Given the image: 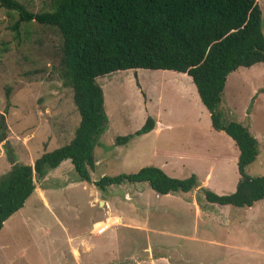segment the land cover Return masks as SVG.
<instances>
[{"label": "rangeland", "instance_id": "1", "mask_svg": "<svg viewBox=\"0 0 264 264\" xmlns=\"http://www.w3.org/2000/svg\"><path fill=\"white\" fill-rule=\"evenodd\" d=\"M16 1L32 13L50 10L51 0ZM256 4L264 31V0ZM16 19L15 12L0 8V114L15 163L28 164L68 143L79 116L71 88L59 77L57 29L33 21L20 24L14 32L11 26ZM135 75L139 89L131 70L96 79L107 126L93 148L90 179L135 173L172 158L166 162L167 171L177 179L196 173L197 187L178 193L175 201L155 197L145 182L100 191L90 181L85 187L67 190L62 181L76 176L73 171L63 179L50 178L46 188L55 189L56 195H48L59 201L54 215L66 229L43 208L39 210L37 199H27L0 230V264H264V199L248 208L219 206L206 203L199 192L201 187H211L217 195L232 193L238 179L233 157L238 151L224 132L211 128L208 111L194 99L190 78L170 71L137 70ZM217 111L222 123L237 122L256 139L257 158L245 172L264 177V63L227 75ZM154 116L167 126L115 146L116 137L133 134L147 117ZM3 144L0 175L10 169ZM138 186L152 193L146 196L152 202L150 216L142 203L140 213L146 215L153 233L131 230ZM146 198L141 195L140 201ZM164 200L165 215H160L155 204ZM185 201H194L200 213ZM94 223L107 226L102 235L93 231ZM111 235L114 240H106L102 249L95 244L96 237Z\"/></svg>", "mask_w": 264, "mask_h": 264}, {"label": "trees", "instance_id": "2", "mask_svg": "<svg viewBox=\"0 0 264 264\" xmlns=\"http://www.w3.org/2000/svg\"><path fill=\"white\" fill-rule=\"evenodd\" d=\"M0 8L15 12L11 30L35 22L57 29L61 37L58 73L72 90L79 122L69 143L45 152L32 165L15 163L6 144L4 116L0 114V142L4 141L10 169L0 175V229L33 193L34 180L69 160L77 181L90 182L93 148L106 129L103 95L96 79L118 72L170 71L190 78L210 126L222 131L238 151V179L232 193L217 195L201 188L208 204L251 207L264 199V177L245 169L257 158V141L237 122H221L217 106L226 77L237 68L264 63V31L256 0H51L50 10L29 12L16 0H0ZM9 91H5L8 108ZM151 117L133 134L116 137L115 146L153 130ZM145 182L157 195L188 193L197 187L195 175L167 176L148 166L135 173L101 176L97 190Z\"/></svg>", "mask_w": 264, "mask_h": 264}, {"label": "crops", "instance_id": "3", "mask_svg": "<svg viewBox=\"0 0 264 264\" xmlns=\"http://www.w3.org/2000/svg\"><path fill=\"white\" fill-rule=\"evenodd\" d=\"M193 85V84H192ZM140 86H141V88H142V85H141V83H140ZM195 91V88H194V86H193V96H194V99H196L197 101H199V99H198V97H197V94H196V92H194ZM200 102V101H199ZM154 121H155V126H154V128H153V130H151L149 133H147V134H150V133H152V132H157V131H159L160 130V128L158 129V127L159 126H161V129L162 128H164V127H166L164 124H162L161 123V121H160V119H158V117L157 116H154ZM72 139V138H71ZM70 139V140H71ZM69 140V141H70ZM69 141H68V143H69ZM67 144V143H66ZM65 145V144H64ZM179 154H181V153H178L177 155H179ZM188 153H182L180 156H182V155H187ZM189 155V154H188ZM235 156V155H234ZM217 158H219V157H217ZM171 159L172 158H168V160H163V161H159V163H156V165H152L153 167H157V168H159L163 173H165L167 176H169V177H172V178H174V174H170L168 171H167V167H166V162H168L169 160L171 161ZM236 159H237V156L236 157H233V162L234 163H236ZM210 160L212 161L213 160V157L212 158H210ZM224 161H225V158H224ZM122 162H124L125 164L127 163V160H125L124 158L122 159ZM211 164H212V162H210ZM33 164V162L32 163H28V165H32ZM155 164V163H154ZM209 165V164H208ZM224 165H226V163H224ZM71 171H73L72 170V166H71V164H70V162H69V160H65V161H62L56 168H54V169H52V170H49V171H47V173L44 175V177L42 178V179H40V180H35V182H33L34 183V190H33V193L29 196V198H27V199H33V197L35 198V199H37L36 201H37V204L39 205L38 207H39V210H40V208H43L44 210H45V212L46 213H48L51 217H52V219L56 222V223H58L57 225H59L62 229H66L65 227H63V226H61V224H60V221H58V219H57V217L54 215V210H56V207H58L59 206V201L58 200H55L54 198H50V195H48L49 193H54V191H55V189H48V188H46V183H47V181L51 178H58V177H61V179H63V178H65L64 176V174L65 173H68V172H71ZM56 174H58V175H56ZM75 174V173H74ZM76 175V174H75ZM190 175H192V174H190ZM189 175V176H190ZM193 175H195V177L197 176V174L195 173V174H193ZM196 179H197V177H196ZM90 181H96V180H91L90 179ZM63 183H65V185L63 186V187H66V188H68L67 190H70L71 188H73V187H75V186H77V185H79V186H81V187H85V185L88 183V182H85V181H77V178H76V176H73L70 180H68V181H65L64 179H63V181H62ZM198 182V181H197ZM237 182V181H236ZM36 184V185H35ZM38 184V185H37ZM136 184H138V183H136ZM125 185H127V184H122V186H125ZM130 185V184H129ZM235 185H236V183H235ZM38 186V187H37ZM120 186V185H119ZM131 186H134V185H131ZM142 187V188H141ZM201 188H204V187H201ZM200 188V189H201ZM134 189V188H133ZM141 190V192H142V194L141 193H139L140 191L139 190ZM199 189V190H200ZM205 189H208V190H210V189H212L211 187H210V189L209 188H205ZM223 189H227L228 190V188H223ZM222 189V190H223ZM234 189H235V187L234 188H232L231 187V189L230 190H232V192L234 191ZM35 190L37 191L36 193V195L34 194V192H35ZM151 190V189H150ZM213 191H214V189H212ZM57 191V190H56ZM212 191V192H213ZM135 193H137V205H138V207H134L133 208V215H132V220H131V230L134 232H140L141 230H143V229H146V233L148 232V231H150V233H151V231H152V233H153V230L152 229H149V227H147V222L148 221H146L147 220V218H146V215L145 214H141L140 212H141V210H140V203H142V205L144 204V205H147V208H148V211H147V214L150 216V209H151V207H152V202H150V201H148L147 200V198H146V196H148V195H150V194H152V193H150V192H147L146 190H145V188L143 187V186H138L137 187V189H135V191H134ZM215 193V192H214ZM177 194L178 193H169V194H166V195H157V194H155L154 193V196L155 197H164V199L165 198H167V199H172V198H174L173 200H175L176 201V199H179L180 197H178L177 196ZM54 195H56L55 193H54ZM53 195V196H54ZM143 196V197H145L146 199L144 200V202H141L140 201V196ZM159 200H160V198H158ZM182 199V198H181ZM167 201L166 200H164V202H159V204H155V210L156 211H158L159 209H161V211H160V215H165V212L163 211L164 210V204L166 203ZM186 202V201H185ZM187 203V202H186ZM188 204V203H187ZM188 206H191V207H193L194 208V210H195V213H200L199 212V207L196 205V203L194 202V201H192L191 203H189L188 204ZM137 210V211H136ZM69 211H71V209H69ZM69 211H66V213H69ZM60 212V211H59ZM74 212H75V210H74ZM138 212V213H137ZM78 212L76 211V214H77ZM72 218L75 220L76 219V215L75 216H72ZM27 219V218H26ZM109 220V219H108ZM5 222V221H4ZM3 222V223H4ZM23 223L25 222V220L24 221H22ZM97 223V222H96ZM145 224H146V226H145ZM94 225H95V223H94ZM94 225H93V231L97 228H95L94 227ZM2 226H3V224H2ZM95 226H106L105 224H102V223H99L98 225H95ZM145 226V228H143ZM107 227V226H106ZM2 228V227H1ZM1 230V229H0ZM144 231V230H143ZM154 233L156 234V233H159V231L157 230V231H154ZM162 233V232H161ZM103 234V233H102ZM101 234V235H102ZM148 235H150V234H148ZM67 236H71V234H69V233H67ZM104 236V235H103ZM110 238H114L112 235L111 236H107V237H96V241H95V244H98L99 246H100V249H102V246H106L107 245V242L108 241H106V240H108V239H110ZM101 239H103L101 242H99ZM110 240H114V239H110ZM72 252H73V255H75V251L74 250H72Z\"/></svg>", "mask_w": 264, "mask_h": 264}, {"label": "built area", "instance_id": "4", "mask_svg": "<svg viewBox=\"0 0 264 264\" xmlns=\"http://www.w3.org/2000/svg\"><path fill=\"white\" fill-rule=\"evenodd\" d=\"M107 227H104V226H98L96 229H95V233L97 234V235H101L102 233H104L105 232V229H106Z\"/></svg>", "mask_w": 264, "mask_h": 264}, {"label": "bare ground", "instance_id": "5", "mask_svg": "<svg viewBox=\"0 0 264 264\" xmlns=\"http://www.w3.org/2000/svg\"><path fill=\"white\" fill-rule=\"evenodd\" d=\"M104 227H106V226H104Z\"/></svg>", "mask_w": 264, "mask_h": 264}]
</instances>
